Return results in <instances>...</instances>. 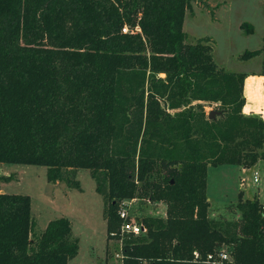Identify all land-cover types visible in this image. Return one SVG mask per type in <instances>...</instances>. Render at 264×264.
Returning a JSON list of instances; mask_svg holds the SVG:
<instances>
[{"label":"trees","instance_id":"trees-1","mask_svg":"<svg viewBox=\"0 0 264 264\" xmlns=\"http://www.w3.org/2000/svg\"><path fill=\"white\" fill-rule=\"evenodd\" d=\"M193 1L0 0V168L43 166L50 183L89 170L123 264H199L195 251L222 245L228 264H264L259 200L241 193L229 207L239 219L211 217L209 168L263 161L264 120L244 113L247 75L219 69L210 38L186 43ZM262 54L264 42L241 59ZM212 104L221 114L210 120ZM134 199L163 202L167 215L123 237L119 205ZM33 231L31 197L0 193V264L78 255L69 219Z\"/></svg>","mask_w":264,"mask_h":264},{"label":"rangeland","instance_id":"rangeland-1","mask_svg":"<svg viewBox=\"0 0 264 264\" xmlns=\"http://www.w3.org/2000/svg\"><path fill=\"white\" fill-rule=\"evenodd\" d=\"M186 13L184 32L186 43L194 44L202 38H210L213 58L219 69L243 73L255 70L260 57L242 60L247 51L261 49L264 39V0H194ZM248 23L253 34L241 30L240 24ZM165 77L164 75H161ZM219 104L206 107L207 113L215 111ZM172 114L175 111H171ZM245 174L248 185L242 186V167H211L208 172V197L211 199V217L215 220L234 221L239 212L229 209L242 198L264 202V160ZM260 172L261 181L255 184L253 173ZM48 168L43 166L3 165L0 176V193L26 195L32 200L34 234L44 232L48 224L59 218L71 221L73 235L79 240V253L70 264H123V240L112 239L107 231L109 201L97 190V184L89 170L72 171L70 182L50 183ZM78 184V185H76ZM53 188L48 192V186ZM259 196V197H258ZM130 215L137 222L145 217L166 218L167 205L150 200H125ZM264 205V204H262ZM121 234V231H120ZM122 236V235H121Z\"/></svg>","mask_w":264,"mask_h":264},{"label":"built area","instance_id":"built-area-1","mask_svg":"<svg viewBox=\"0 0 264 264\" xmlns=\"http://www.w3.org/2000/svg\"><path fill=\"white\" fill-rule=\"evenodd\" d=\"M123 31L127 32V29H124ZM250 171L251 169L249 168H242V174L244 175L241 180L242 186L247 187L248 178L245 177V174L249 173ZM253 181L255 184H259L261 181L260 172L258 170H255L253 173ZM129 211L130 210L128 209L126 203H124L119 210V216L123 220V224L121 226V235L124 237L125 235L141 236L147 234V227L143 223L137 222L135 219H133ZM118 256L122 257V255ZM193 256L194 262L199 264H228L232 262L231 251L227 245H222L214 252L208 253L206 256H203L200 252L195 251Z\"/></svg>","mask_w":264,"mask_h":264},{"label":"crops","instance_id":"crops-1","mask_svg":"<svg viewBox=\"0 0 264 264\" xmlns=\"http://www.w3.org/2000/svg\"><path fill=\"white\" fill-rule=\"evenodd\" d=\"M241 25L242 24H240V27ZM257 57H260L258 68H256L255 70H251L249 72H243L247 75L245 81V88H244V96H245L244 113L246 115L259 116L264 120V54ZM259 163L257 165H259ZM207 190H208V186H207ZM260 199L261 198H258L257 200L260 201ZM260 203L264 204V202H260Z\"/></svg>","mask_w":264,"mask_h":264},{"label":"water","instance_id":"water-1","mask_svg":"<svg viewBox=\"0 0 264 264\" xmlns=\"http://www.w3.org/2000/svg\"><path fill=\"white\" fill-rule=\"evenodd\" d=\"M220 115L221 114V112H217V111H211L210 113H209V119L211 120V119H213L216 115ZM53 188V186L52 185H49L48 186V192H49V194H50V191H51V189Z\"/></svg>","mask_w":264,"mask_h":264}]
</instances>
